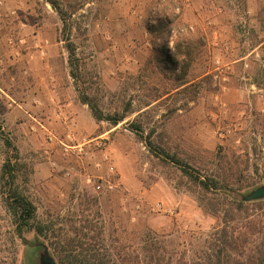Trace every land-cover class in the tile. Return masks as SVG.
I'll return each mask as SVG.
<instances>
[{
  "label": "rangeland",
  "instance_id": "rangeland-1",
  "mask_svg": "<svg viewBox=\"0 0 264 264\" xmlns=\"http://www.w3.org/2000/svg\"><path fill=\"white\" fill-rule=\"evenodd\" d=\"M56 1L65 28L46 0H0V174L7 158L14 164L8 139L15 184L50 226L19 238L0 195V264H42L37 244L57 262L50 242L83 225L107 243L140 234L174 260H196L220 219L144 137L201 178L229 183L233 197L264 183V0ZM166 14L169 52L179 33L193 37L185 78L181 56L168 68L148 30ZM82 92L123 120L96 121Z\"/></svg>",
  "mask_w": 264,
  "mask_h": 264
},
{
  "label": "trees",
  "instance_id": "trees-1",
  "mask_svg": "<svg viewBox=\"0 0 264 264\" xmlns=\"http://www.w3.org/2000/svg\"><path fill=\"white\" fill-rule=\"evenodd\" d=\"M57 10L67 26L64 11L59 8L56 0H46ZM171 2V1H170ZM168 8V7H167ZM165 8V9H167ZM164 9V10H165ZM159 16L161 14L159 13ZM166 16L156 18L150 23L148 30L156 35L161 43L155 45L161 60L171 68L178 63L176 58L181 56L182 74L185 78L193 62V37L190 32L179 33L174 44V52L167 50V42L171 35L172 24ZM200 35L199 39L202 40ZM69 57L74 52L72 44L67 42ZM76 78L74 71H70ZM80 101L86 104L96 121L106 120L113 126L120 123L124 115H104L89 95L79 93ZM134 131L141 130L140 125H128ZM0 126V135L2 133ZM151 152L158 158L175 164L184 175L195 182L203 191L208 201L207 208L219 217V225L213 227L208 237L204 240L205 248L200 251L196 260H187L184 256L174 260L164 246L157 245L147 237H138L134 241H122L117 238L112 243H107L102 235V230L89 235L91 225H83L80 230L74 228L73 236L59 235L57 241H51L53 253L58 264H264V199L245 202L232 196V191L237 190L229 183H220L218 180L201 178L200 175L187 163L179 159L176 154H171L164 149H156L150 136L144 137ZM5 143L14 151L12 158L17 164L18 154L16 147L6 139ZM11 162V157L2 164L0 174V195L13 217L15 234L22 238L23 234L33 230L39 236H46L50 231L49 225H44L36 219V209L33 203L17 188L16 168ZM207 193L211 195L207 197ZM202 206V205H201ZM85 229V231H84Z\"/></svg>",
  "mask_w": 264,
  "mask_h": 264
},
{
  "label": "water",
  "instance_id": "water-1",
  "mask_svg": "<svg viewBox=\"0 0 264 264\" xmlns=\"http://www.w3.org/2000/svg\"><path fill=\"white\" fill-rule=\"evenodd\" d=\"M235 196L238 200L245 202L264 199V183L250 190L246 194L235 193ZM36 247H38L36 251V257L38 261H41L42 264H57L55 259L50 255L46 245L37 244Z\"/></svg>",
  "mask_w": 264,
  "mask_h": 264
},
{
  "label": "built area",
  "instance_id": "built-area-1",
  "mask_svg": "<svg viewBox=\"0 0 264 264\" xmlns=\"http://www.w3.org/2000/svg\"><path fill=\"white\" fill-rule=\"evenodd\" d=\"M97 188L99 189L100 188V185H97Z\"/></svg>",
  "mask_w": 264,
  "mask_h": 264
}]
</instances>
